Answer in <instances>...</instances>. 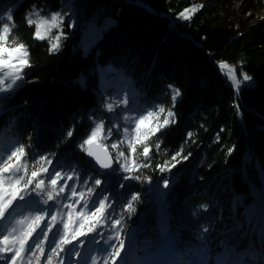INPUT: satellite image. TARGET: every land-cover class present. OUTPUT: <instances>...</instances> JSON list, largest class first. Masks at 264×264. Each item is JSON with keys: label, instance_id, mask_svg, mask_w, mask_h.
Wrapping results in <instances>:
<instances>
[{"label": "trees", "instance_id": "1", "mask_svg": "<svg viewBox=\"0 0 264 264\" xmlns=\"http://www.w3.org/2000/svg\"><path fill=\"white\" fill-rule=\"evenodd\" d=\"M192 6L202 7L191 20L178 17ZM9 11L15 25L9 39L27 45L31 67L24 70L19 87L0 100V129L11 142L30 145L29 174L41 167L31 159L35 154L50 155V167L63 173L77 169L79 181L68 184L86 195L83 181L91 186L89 178L99 177L104 183L96 191L110 195L113 218L123 215L122 237L134 228L139 254L154 250L162 237L186 249L223 241L249 264H264L258 230L264 211L260 226L249 232L250 246L244 247L247 237L241 235L246 214L251 210L254 217L263 207L258 196L264 200V0H0V15ZM33 11L65 16L66 38L59 51L50 53L47 40L33 38L35 26L26 23ZM89 34L95 39L83 49ZM221 61L235 67L238 77L242 69L252 78L238 95L222 80ZM121 76L136 93L133 115L155 105L175 113V123L157 134L159 153L157 137L149 141L151 166L135 173L142 180L151 177V185L123 180L117 164L116 172L100 175L104 171L78 147L93 127L89 117L112 126L103 105L116 99L117 92L122 96ZM169 85L181 93L174 108ZM132 104L129 100L130 108ZM115 110L118 115L126 111L122 105ZM69 129L71 138L66 136ZM121 139L122 132L113 129L110 138L98 142L115 156L110 145ZM119 147L129 155L126 142ZM180 149L182 155L191 153L189 159L160 173L156 165ZM141 153L139 146L133 158L143 161ZM163 178L170 181L167 189ZM136 192L141 200L129 216L123 206ZM205 204L206 211L200 207Z\"/></svg>", "mask_w": 264, "mask_h": 264}, {"label": "snow or ice", "instance_id": "2", "mask_svg": "<svg viewBox=\"0 0 264 264\" xmlns=\"http://www.w3.org/2000/svg\"><path fill=\"white\" fill-rule=\"evenodd\" d=\"M200 7L202 6L186 8L178 17L189 21ZM63 21L64 15L59 12L44 17L39 11H33L26 17V23L35 26L33 38L47 40L50 53L59 51L62 39L66 38L63 33ZM14 26L10 11L6 16L0 15V100L6 98L4 94L19 87V83L24 79V70L31 67L27 45L18 42L16 38L9 39ZM53 29L57 30L54 36L51 35ZM94 39L95 36L93 41ZM218 67L237 95L244 82L252 79L242 69V78H237L235 67L227 62H219ZM120 87L122 96L106 101L103 107L107 112L114 113L115 108L122 105L127 111L116 116L112 126L108 128L103 120L89 117L93 120V127L78 147L95 161L99 169L116 172L117 169L113 165L117 164L118 170L125 173L123 180H136L151 185V177H144L142 180L141 175L135 173L141 168L151 166L153 148L149 141L157 137L155 150L159 153L161 143L157 134L175 123V113L171 108L155 105L136 115H129L128 113L136 112L135 107L129 108V100L134 103L136 93L131 89L130 80L123 76ZM168 87L174 108L181 93L172 85ZM164 113L166 115L161 121L160 116ZM119 120H123V124H120ZM113 129L123 134V139L110 145L115 151V156L107 151L108 145L98 144L103 138H110ZM66 136L71 138L73 130L69 129ZM192 136V132L187 134L188 138ZM125 142L129 153L127 156L119 147ZM139 146H142L140 155L143 161L133 158ZM28 147L30 145L26 146L17 140L0 148V260H9L11 264H127V261L122 259V255H127V233L122 237L124 217L120 215L113 218V202L110 195L96 191L104 181L99 177H91L89 179L92 184L88 186V179L84 180L86 195L84 191H78L77 187L68 184V181H79L77 169L72 168L70 173H63L51 168L53 161L50 155L33 154L31 159L41 167L31 170L29 175L32 165L29 164ZM232 151L234 149L230 148L228 154L231 155ZM182 152L183 149L178 150L170 160L157 164L156 168L162 174L170 173L177 164L187 161L191 156V153L182 155ZM107 174V171L100 173ZM60 181L64 183L61 184ZM169 186V179L163 178V188L167 189ZM120 187H124V184H120ZM159 195L163 197L165 193L161 192ZM140 200L141 193H133L124 204L123 210L131 216L135 212L134 203ZM161 203L163 204V201ZM39 205L46 207L39 208ZM200 207L206 211L208 206L205 204ZM246 215V222L251 225V210ZM101 229H108L109 234L106 235ZM258 230L264 240V224ZM207 231L208 228L204 227L203 232ZM9 253L11 255H7ZM224 264H248V261L240 254L234 260H226Z\"/></svg>", "mask_w": 264, "mask_h": 264}, {"label": "rangeland", "instance_id": "3", "mask_svg": "<svg viewBox=\"0 0 264 264\" xmlns=\"http://www.w3.org/2000/svg\"><path fill=\"white\" fill-rule=\"evenodd\" d=\"M50 15L48 17H50ZM56 31H57L56 29H53L51 35L54 36L56 34ZM88 36L89 37L87 38V41L89 42V44L84 45L83 49H87V47L93 41L94 35L89 34ZM237 78H242V77H238L237 75ZM222 80H225L227 83H229L226 77H223ZM120 97H121L120 93L117 92L116 99ZM132 107H135L134 103L131 105V108ZM128 114L133 115V112ZM109 115L112 121L116 116H118L116 112L109 113ZM119 123L123 124V120H119ZM11 139H12L11 136L5 135L4 131L0 129V148H3L5 144L10 143ZM45 182L47 184V179L45 180ZM261 202L263 207L258 209V211L256 212L255 216L252 219L251 225H249L246 221L243 224L244 231H242L241 235L247 237L244 247L251 245L250 241L248 240V236L251 233L252 229L260 226L261 216H262L261 213L262 211H264V202L263 201ZM38 207L44 208L46 206L39 205ZM238 222L241 223L242 219H240ZM101 231H104L106 235L109 234L108 229H104V230L101 229ZM126 233H127V237L125 240L126 242L125 252L127 253V255L126 256L122 255V259L126 260L127 264H224L226 260H234L236 258V253L234 249L229 244L223 241L217 242V244L212 241L213 242L212 245L205 243H197L195 244V246H193L192 249H186L177 246L170 237H162L159 244L154 246L153 248L154 250H148L139 254V252L136 251L133 246L135 243L134 228L130 227ZM111 235H114V233H111ZM97 239H100V237H97ZM102 246H103V242H101L100 247ZM7 255H11V254L9 253ZM0 264H11V262L9 260H0Z\"/></svg>", "mask_w": 264, "mask_h": 264}, {"label": "water", "instance_id": "4", "mask_svg": "<svg viewBox=\"0 0 264 264\" xmlns=\"http://www.w3.org/2000/svg\"><path fill=\"white\" fill-rule=\"evenodd\" d=\"M138 4H139L140 6L146 8L148 11L153 12V10H152L148 5H145V4H142V3H138ZM217 67H218V64H217ZM218 68H219V67H218ZM235 93H236V91H235ZM236 94H237V93H236ZM241 121H242V117H241ZM242 123H243V121H242ZM98 144H101V143L98 142ZM101 145H102V144H101ZM96 150H101V149H96ZM107 151L109 152L108 149H107ZM87 157H88V156H87ZM88 159H89V161H90L91 163H93L97 168H99V166L95 164V161H94L91 157H88ZM103 171H106V170H103ZM243 174L245 175V171H244V169H243ZM245 176H246V175H245ZM258 198H259L261 201L264 202V200H263L262 198H260L259 196H258Z\"/></svg>", "mask_w": 264, "mask_h": 264}, {"label": "bare ground", "instance_id": "5", "mask_svg": "<svg viewBox=\"0 0 264 264\" xmlns=\"http://www.w3.org/2000/svg\"><path fill=\"white\" fill-rule=\"evenodd\" d=\"M221 71V70H220ZM224 76V75H223ZM225 77V76H224Z\"/></svg>", "mask_w": 264, "mask_h": 264}]
</instances>
